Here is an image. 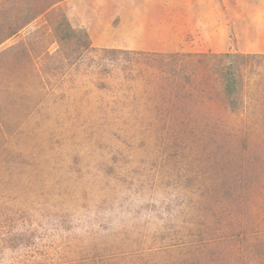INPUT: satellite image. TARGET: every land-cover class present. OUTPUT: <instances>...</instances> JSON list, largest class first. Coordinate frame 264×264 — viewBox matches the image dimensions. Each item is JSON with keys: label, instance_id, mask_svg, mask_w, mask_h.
<instances>
[{"label": "rangeland", "instance_id": "1", "mask_svg": "<svg viewBox=\"0 0 264 264\" xmlns=\"http://www.w3.org/2000/svg\"><path fill=\"white\" fill-rule=\"evenodd\" d=\"M135 26L167 50L94 39ZM261 31L264 0H0V264H264Z\"/></svg>", "mask_w": 264, "mask_h": 264}, {"label": "crops", "instance_id": "2", "mask_svg": "<svg viewBox=\"0 0 264 264\" xmlns=\"http://www.w3.org/2000/svg\"><path fill=\"white\" fill-rule=\"evenodd\" d=\"M210 16H213V15L210 14ZM205 21L207 22L208 30L209 29H213L214 30L216 28V22L217 21L216 22L215 21L213 22L212 20H210V17H207V19ZM136 22H138V21L136 20ZM136 28L134 30H132L131 33H129L126 29H121V30L119 28H117L116 30L114 29V31L116 33H119V34H121V32L126 33V35L124 33H122V40H115V39L114 40H111V39H109V40L106 41V38L103 37L102 35H100L99 37H101L102 39H105V40L102 43H100V41H99V44H100V46H108V47L111 46V47H114V48L115 47L116 48H121V47L125 48L124 46H127V47L130 48V46L126 45L125 42L128 41V37L129 36L132 37L131 35L133 34L134 36H137V37H135L137 39L134 40V41H138V43L135 46V49H138V48L139 49H142L141 47H144V45H146V46L148 45L147 40H150V41L154 42L153 39H155V40L158 41L159 40L158 37L160 38V35L158 33L155 34V37H154V36L151 35L152 33L151 34H148L147 32L144 33L143 32L144 31L143 27H140L139 26L140 29L138 27H136ZM98 30L100 31V28ZM104 30H105V28H103V31ZM142 32H143L144 35H142ZM101 33L104 34V35L108 34L107 31L105 33L104 32H101ZM261 33H264V32L261 31ZM99 34H100V32H99ZM97 38H98V35L94 36V39H97ZM132 38H134V37H132ZM146 38H148V39H146ZM223 38L226 39V35L225 34L224 35H221V40H220L221 43L215 42L216 43V46H220V45H223L224 46V45H226L225 40H223V42H222V39ZM110 41H113V43L112 44H109ZM159 41H161V39ZM153 44H155L153 46L154 47L153 50L158 51V49H161V48H163L164 50H167V45L168 44H164V43H161V42H155ZM114 45H116V46H114ZM156 45H158V46L160 45V48H158V49L155 48ZM160 51H162V50H159L158 52H160Z\"/></svg>", "mask_w": 264, "mask_h": 264}, {"label": "trees", "instance_id": "3", "mask_svg": "<svg viewBox=\"0 0 264 264\" xmlns=\"http://www.w3.org/2000/svg\"><path fill=\"white\" fill-rule=\"evenodd\" d=\"M69 28V31L71 30L73 33H74V30H72L70 27H68ZM123 52V51H122ZM213 56H215V57H217V56H219V55H213ZM247 56H259V54L258 55H249V54H243V53H237V54H232V53H226V54H220V59H230V58H232L233 60H236L238 57H242V58H245V57H247ZM260 56H264V55H260ZM206 69L207 70H211L212 71V73L214 74L215 72H216V68H212L211 66L210 67H208L207 65H206ZM228 73V72H227ZM230 75H231V73H230ZM230 75H227V80L228 81H232V79H230ZM233 77V76H232ZM228 90H230V88H229V85H228Z\"/></svg>", "mask_w": 264, "mask_h": 264}, {"label": "bare ground", "instance_id": "4", "mask_svg": "<svg viewBox=\"0 0 264 264\" xmlns=\"http://www.w3.org/2000/svg\"><path fill=\"white\" fill-rule=\"evenodd\" d=\"M208 17H209V16H208ZM138 28H139V27H138ZM139 29H140V28H139ZM133 39H134V38H132V37L129 36V37H128V41L125 42V44L128 45V46H130L131 49H135V46H136V44L138 43V41H134ZM97 40L100 41V42H104V39H102L101 37L97 38ZM132 40H133V41H132ZM153 40H154V43H155V42H158V41L155 40V39H153ZM253 40H254V39H253ZM149 42H151V41L149 40ZM149 42H148V43H149ZM247 42H248V46H247V47H249L248 49H251V47H253V48H255V47H256V48H259L258 46H254V45H255V42L253 43L252 40H248ZM111 44H112V43H111ZM156 44H157V43H156ZM159 46H160V45H159ZM159 46L157 45V46H155V47H159ZM144 47H147V46L144 45ZM150 47H153V46H150ZM261 48L264 49V46L262 45ZM246 49H247V48H246Z\"/></svg>", "mask_w": 264, "mask_h": 264}]
</instances>
